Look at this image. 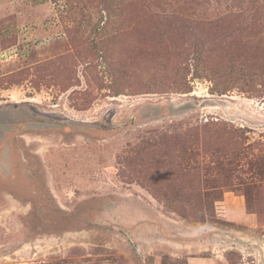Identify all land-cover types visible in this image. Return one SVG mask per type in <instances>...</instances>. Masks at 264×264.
<instances>
[{
    "label": "rangeland",
    "instance_id": "rangeland-1",
    "mask_svg": "<svg viewBox=\"0 0 264 264\" xmlns=\"http://www.w3.org/2000/svg\"><path fill=\"white\" fill-rule=\"evenodd\" d=\"M0 112V264H264V0H0Z\"/></svg>",
    "mask_w": 264,
    "mask_h": 264
},
{
    "label": "trees",
    "instance_id": "trees-1",
    "mask_svg": "<svg viewBox=\"0 0 264 264\" xmlns=\"http://www.w3.org/2000/svg\"><path fill=\"white\" fill-rule=\"evenodd\" d=\"M199 31H200V29H199ZM196 50V49H195ZM198 53V52H197ZM196 53V55H194L193 57H192V65L197 69V71H198V74L199 73H201V72H203L204 71V69L201 67V57H200V55H198ZM242 75L244 76L245 74H244V71H243V73H242ZM244 79V78H243ZM247 82V81H246Z\"/></svg>",
    "mask_w": 264,
    "mask_h": 264
},
{
    "label": "water",
    "instance_id": "water-1",
    "mask_svg": "<svg viewBox=\"0 0 264 264\" xmlns=\"http://www.w3.org/2000/svg\"><path fill=\"white\" fill-rule=\"evenodd\" d=\"M4 114H2L1 112H0V121L2 122V121H4Z\"/></svg>",
    "mask_w": 264,
    "mask_h": 264
}]
</instances>
